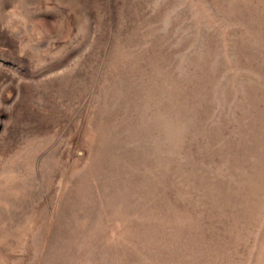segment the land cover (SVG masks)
Here are the masks:
<instances>
[{"label":"rangeland","instance_id":"rangeland-1","mask_svg":"<svg viewBox=\"0 0 264 264\" xmlns=\"http://www.w3.org/2000/svg\"><path fill=\"white\" fill-rule=\"evenodd\" d=\"M0 264H264V0H0Z\"/></svg>","mask_w":264,"mask_h":264}]
</instances>
